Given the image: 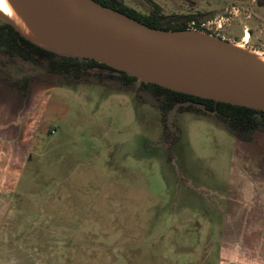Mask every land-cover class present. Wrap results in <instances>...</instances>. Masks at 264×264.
<instances>
[{"label":"rangeland","instance_id":"obj_1","mask_svg":"<svg viewBox=\"0 0 264 264\" xmlns=\"http://www.w3.org/2000/svg\"><path fill=\"white\" fill-rule=\"evenodd\" d=\"M153 1L164 14H196L204 32L264 55V0ZM123 2L150 9L146 0ZM5 68L51 84L33 103L16 193L55 204L73 233L65 264H216L218 238L208 229L247 181L264 174L249 145L213 114L178 111L163 121L138 82L65 86L26 62Z\"/></svg>","mask_w":264,"mask_h":264},{"label":"water","instance_id":"obj_2","mask_svg":"<svg viewBox=\"0 0 264 264\" xmlns=\"http://www.w3.org/2000/svg\"><path fill=\"white\" fill-rule=\"evenodd\" d=\"M19 2L48 33L51 45L25 36L2 12L0 18L38 45L93 59L144 83L264 111V68L228 40L201 30L151 27L96 0ZM187 34L190 42L215 49L221 59L210 62L189 55L182 49ZM187 104L176 103L168 119Z\"/></svg>","mask_w":264,"mask_h":264},{"label":"crops","instance_id":"obj_3","mask_svg":"<svg viewBox=\"0 0 264 264\" xmlns=\"http://www.w3.org/2000/svg\"><path fill=\"white\" fill-rule=\"evenodd\" d=\"M47 86L51 84L32 81L23 95L0 78V264H65L73 240L72 230L57 220L49 197L22 199L16 193L36 121L33 103ZM242 142L264 161L263 132ZM246 183L243 192L229 199L223 213L219 211V224L208 229L218 238L216 264H264V174ZM38 214L43 220H36ZM209 256L210 252L205 253L204 262Z\"/></svg>","mask_w":264,"mask_h":264},{"label":"trees","instance_id":"obj_4","mask_svg":"<svg viewBox=\"0 0 264 264\" xmlns=\"http://www.w3.org/2000/svg\"><path fill=\"white\" fill-rule=\"evenodd\" d=\"M96 1L151 27L166 30L195 29L205 31L196 15L164 14L161 7L152 0H147L150 7L147 13L137 11L125 4L123 0ZM191 21L193 24H190ZM16 61L26 62L39 67L47 74L63 79L65 86H73L81 82L104 84L105 77L118 80L122 87H127V89L138 82L140 87L147 90L155 99L154 106L161 112L163 121L175 103L191 101L203 104L208 110H214V116L222 121L238 140L248 142L253 139L255 132L264 133V111L221 101L215 102L212 99L173 91L154 83L138 81L123 71H117L93 59L60 53L38 45L23 36L12 24L2 19L0 21V78L7 81L12 88L18 89L23 95H26L29 83L39 80V78L33 73L11 76L5 67ZM105 70L110 73H104ZM179 110L205 113L200 107L192 104L180 106Z\"/></svg>","mask_w":264,"mask_h":264},{"label":"bare ground","instance_id":"obj_5","mask_svg":"<svg viewBox=\"0 0 264 264\" xmlns=\"http://www.w3.org/2000/svg\"><path fill=\"white\" fill-rule=\"evenodd\" d=\"M0 12L9 18L13 24L28 38L33 41L51 45L50 36L37 21V19L23 6L19 0H0ZM189 35L183 37L184 49L189 55L210 62H218L221 58L219 53L205 44H198L196 41H189ZM232 47L249 56L254 62L264 68V55L259 54L253 49L247 48L240 43H232Z\"/></svg>","mask_w":264,"mask_h":264},{"label":"flooded vegetation","instance_id":"obj_6","mask_svg":"<svg viewBox=\"0 0 264 264\" xmlns=\"http://www.w3.org/2000/svg\"><path fill=\"white\" fill-rule=\"evenodd\" d=\"M147 1V0H146ZM153 1V0H152ZM155 2V1H154ZM158 4V3H157ZM159 5V4H158ZM160 6V5H159ZM161 7V6H160ZM188 14H190V13H188ZM194 15H196V14H194ZM197 16V15H196ZM198 20L200 21V25L203 27V24H204V20L203 19H199L198 18ZM190 24H193V21H191L190 22ZM219 38H221V37H219ZM223 39V38H222ZM225 40V39H224ZM184 102H189V104H187V105H190V104H192V105H194V106H198V105H196V104H201V103H197V102H191V101H184ZM177 103H181V102H177ZM176 104V103H175ZM174 104V105H175ZM173 105V106H174ZM187 105H179L178 107H177V109H176V111L174 112V114L176 113V112H178V111H181V110H179V107L180 106H187ZM172 106V107H173ZM204 106V105H203ZM171 107V108H172ZM198 107H200V106H198ZM205 113H209V114H213L214 115V113H215V111L214 110H208V109H206L205 108V106H204V108H202V107H200ZM170 111V110H169ZM169 111H168V113H169ZM183 112V111H182ZM191 112V111H190ZM168 113L166 114V119H167V115H168ZM166 119H165V121H166Z\"/></svg>","mask_w":264,"mask_h":264}]
</instances>
